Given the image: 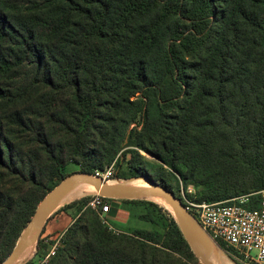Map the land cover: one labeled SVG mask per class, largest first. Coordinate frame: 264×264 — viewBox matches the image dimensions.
<instances>
[{
  "label": "trees",
  "instance_id": "obj_1",
  "mask_svg": "<svg viewBox=\"0 0 264 264\" xmlns=\"http://www.w3.org/2000/svg\"><path fill=\"white\" fill-rule=\"evenodd\" d=\"M70 165L197 203L264 190V0H0V262ZM93 198L56 212L48 264H200L168 209L119 201L164 232L114 234Z\"/></svg>",
  "mask_w": 264,
  "mask_h": 264
},
{
  "label": "built area",
  "instance_id": "obj_2",
  "mask_svg": "<svg viewBox=\"0 0 264 264\" xmlns=\"http://www.w3.org/2000/svg\"><path fill=\"white\" fill-rule=\"evenodd\" d=\"M113 173L112 165L106 173H96L94 176L106 181ZM254 196H259V199L256 208L251 209L249 205ZM181 202L209 240L219 249L221 245L224 248L221 250L233 263L264 264V190L220 203H197L190 199ZM89 207L99 212L102 224L112 231L107 219L102 218L110 212V205L97 196ZM59 239L52 243L50 251L39 264H48L55 256L60 246ZM229 250L232 253L227 252Z\"/></svg>",
  "mask_w": 264,
  "mask_h": 264
},
{
  "label": "water",
  "instance_id": "obj_3",
  "mask_svg": "<svg viewBox=\"0 0 264 264\" xmlns=\"http://www.w3.org/2000/svg\"><path fill=\"white\" fill-rule=\"evenodd\" d=\"M140 179L144 180L148 186L129 187L126 184L113 185L109 184L110 181H104L99 177L84 174L65 178L41 200L30 221L16 241L11 253L4 261L0 262V264H21V262L19 263L18 261L26 251L28 242L37 241L47 220L63 207L61 203L67 195L75 187L80 185L91 186L99 197L114 201H147L153 203L150 201L153 198L164 201L169 205L172 213L170 215L175 220L184 240L187 242L198 262L200 264H214L208 257L210 246L213 243L186 211L181 200L170 193L165 186L145 176L114 181L125 182L137 181Z\"/></svg>",
  "mask_w": 264,
  "mask_h": 264
},
{
  "label": "rangeland",
  "instance_id": "obj_4",
  "mask_svg": "<svg viewBox=\"0 0 264 264\" xmlns=\"http://www.w3.org/2000/svg\"><path fill=\"white\" fill-rule=\"evenodd\" d=\"M147 158L152 160L151 157H149V156ZM108 168H106L101 173H106ZM75 175H83V174L80 173L78 167H76L74 165L68 166V168L66 170V173H65L66 178L70 177V176H75ZM105 180L106 181H110V182H124V181H114V179H111V177L109 179H105ZM125 182H128V181H125ZM167 190L170 193H172L174 196L177 194L174 189H172V190L167 189ZM189 190H191L190 194H189ZM200 190H201V188H200ZM186 193L188 195H191V196L194 195V194L196 195L197 190H195L192 186H189L185 190L183 189V187H180L178 194H179V198H181L180 199L181 201H183V199H187V200L190 199V198H187L185 196ZM97 196L98 195H87V196L78 197V198L72 199L69 202L65 203L63 205V207L68 205L69 203L75 201L76 199L78 200L79 198L80 199L84 198V197H94L95 198ZM113 201L104 202V203L110 205V207H111V204H112ZM150 201H152V200H150ZM114 202H116V201H114ZM152 202L156 203L154 201H152ZM119 205L124 210H125L124 207H127L128 209L131 210V213L127 212L128 213V221H127L125 227L121 228V227L117 226L115 223H112L110 221V219L107 218V215H103L102 216L103 219H107L109 226L112 227V229H113L111 231L112 233H114V234H119V233L131 234V235H134V236L137 237L138 236L137 233L140 232V231H148V232H154V233H157V232L158 233H163L164 232V230H163L164 226L163 225H164L165 220H164L163 216L160 213H158L157 211L156 212L154 211V214H152L148 210V209H150L149 205L143 204V203H138L136 205L125 206L121 202H120ZM158 205H160V204H158ZM160 206L164 207L162 205H160ZM165 208L166 207H164V209ZM166 210H167V208H166ZM110 211H111V209H110ZM71 213H72V216L75 217L76 212L74 210H72ZM144 215H152V217L155 215L156 216V218H155L156 222H154V224H152L150 222L145 221L143 219ZM49 221H50V219L47 220L45 226H47ZM44 233H45V228H44L42 234L40 235V237L37 239V241H35L31 253L29 254V256L23 262H21V264H39L40 261L42 260V258L50 251L52 243H54V241H57L59 239V236L52 237V239H50L51 236L44 237ZM216 249L214 247L210 248V254L212 255L213 258L218 259L221 263L233 264V263H231L232 260L221 249H219L218 247H216Z\"/></svg>",
  "mask_w": 264,
  "mask_h": 264
},
{
  "label": "crops",
  "instance_id": "obj_5",
  "mask_svg": "<svg viewBox=\"0 0 264 264\" xmlns=\"http://www.w3.org/2000/svg\"><path fill=\"white\" fill-rule=\"evenodd\" d=\"M119 204V201L112 202L111 211L107 214V218H109L112 223L123 228L128 221V213L121 208ZM71 211L72 209L66 212L54 213L47 226L44 227V237L51 236L50 239H52V237L59 236L60 238L74 221Z\"/></svg>",
  "mask_w": 264,
  "mask_h": 264
},
{
  "label": "bare ground",
  "instance_id": "obj_6",
  "mask_svg": "<svg viewBox=\"0 0 264 264\" xmlns=\"http://www.w3.org/2000/svg\"><path fill=\"white\" fill-rule=\"evenodd\" d=\"M109 184H113V185H115V184H126L129 187H147L148 186V184L142 179L137 180V181H128V182H110ZM87 195H97V194H96L95 190L91 186H88V185L77 186L67 195V197L64 199V201L61 203V206H63L65 203L69 202L72 199H75V198H78V197H82V196H87ZM151 200L156 202V204L158 203V204L166 207L168 209V213L172 214L171 213V209H170V207H169V205L167 203H165L164 201H162L160 199H157V198H153ZM34 243H35V241H29L28 242L26 251L23 253L22 257L19 259V261H18L19 263L23 262L29 256V254L32 251ZM213 247H214V245L212 244L210 246V248H213ZM208 257L214 264H227V263H221L218 259L213 258L212 255L210 254V249H209V252H208Z\"/></svg>",
  "mask_w": 264,
  "mask_h": 264
}]
</instances>
